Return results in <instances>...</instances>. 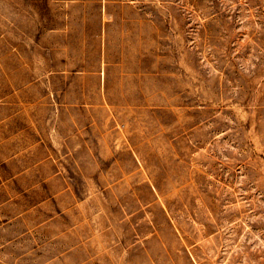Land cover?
Wrapping results in <instances>:
<instances>
[{
  "label": "rangeland",
  "instance_id": "obj_1",
  "mask_svg": "<svg viewBox=\"0 0 264 264\" xmlns=\"http://www.w3.org/2000/svg\"><path fill=\"white\" fill-rule=\"evenodd\" d=\"M118 2L121 66L44 65ZM0 264H264V0H0Z\"/></svg>",
  "mask_w": 264,
  "mask_h": 264
},
{
  "label": "crops",
  "instance_id": "obj_2",
  "mask_svg": "<svg viewBox=\"0 0 264 264\" xmlns=\"http://www.w3.org/2000/svg\"><path fill=\"white\" fill-rule=\"evenodd\" d=\"M117 1L111 0V6ZM113 7L116 9L101 3L95 12H61V22L48 27V34L53 35V39L45 49L44 57L48 58V63L44 65L80 67L82 58H92L101 69L104 63L121 66V48L117 55L112 51L113 44L121 46V3ZM75 48L78 54L74 56L71 51Z\"/></svg>",
  "mask_w": 264,
  "mask_h": 264
}]
</instances>
